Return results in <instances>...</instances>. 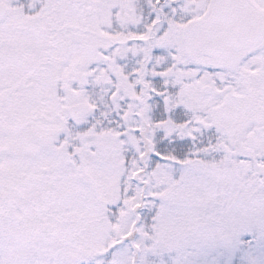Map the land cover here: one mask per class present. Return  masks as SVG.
Wrapping results in <instances>:
<instances>
[{
  "label": "snow or ice",
  "instance_id": "6c2138e0",
  "mask_svg": "<svg viewBox=\"0 0 264 264\" xmlns=\"http://www.w3.org/2000/svg\"><path fill=\"white\" fill-rule=\"evenodd\" d=\"M0 264H264V0H0Z\"/></svg>",
  "mask_w": 264,
  "mask_h": 264
}]
</instances>
